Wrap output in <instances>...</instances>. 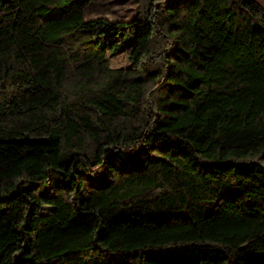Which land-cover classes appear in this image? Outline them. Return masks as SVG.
<instances>
[{"label": "trees", "instance_id": "1", "mask_svg": "<svg viewBox=\"0 0 264 264\" xmlns=\"http://www.w3.org/2000/svg\"><path fill=\"white\" fill-rule=\"evenodd\" d=\"M93 1L0 0V264H264V7Z\"/></svg>", "mask_w": 264, "mask_h": 264}, {"label": "rangeland", "instance_id": "2", "mask_svg": "<svg viewBox=\"0 0 264 264\" xmlns=\"http://www.w3.org/2000/svg\"><path fill=\"white\" fill-rule=\"evenodd\" d=\"M264 7V0H256ZM138 0H94L86 11V19L107 17L112 20H132L137 14ZM120 51L110 53L108 58L112 67L130 66L129 53L134 39H131ZM1 212V209H0Z\"/></svg>", "mask_w": 264, "mask_h": 264}]
</instances>
